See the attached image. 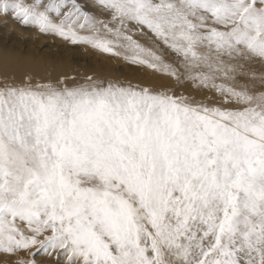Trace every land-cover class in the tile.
<instances>
[{"label":"snow or ice","instance_id":"6c2138e0","mask_svg":"<svg viewBox=\"0 0 264 264\" xmlns=\"http://www.w3.org/2000/svg\"><path fill=\"white\" fill-rule=\"evenodd\" d=\"M0 16L171 81L0 79V264H264V0Z\"/></svg>","mask_w":264,"mask_h":264},{"label":"rangeland","instance_id":"374dc122","mask_svg":"<svg viewBox=\"0 0 264 264\" xmlns=\"http://www.w3.org/2000/svg\"><path fill=\"white\" fill-rule=\"evenodd\" d=\"M1 46L12 48L15 51L31 49L38 53L46 52L50 55H56L60 58L68 59L70 64L77 67L76 69L78 70L87 69L92 71L100 67L105 68L107 64H110L112 66V74L121 73V70L139 74L143 71L140 65H134L123 57L111 56L87 45H73L55 36L42 34L34 28L21 26L11 18L6 19L4 16H0ZM129 65L130 67H128ZM145 69L147 80L150 84L158 86L171 83L164 74L154 72L148 68ZM38 258L45 259L43 256ZM49 264H55V260H50Z\"/></svg>","mask_w":264,"mask_h":264},{"label":"bare ground","instance_id":"6f19581e","mask_svg":"<svg viewBox=\"0 0 264 264\" xmlns=\"http://www.w3.org/2000/svg\"><path fill=\"white\" fill-rule=\"evenodd\" d=\"M10 47V46H9ZM20 47V46H19ZM16 49V48H15ZM65 57V56H64ZM50 55L46 52L38 53L35 50H12V48L0 47V79L8 78L16 82H22L26 77L31 76L36 80H56L62 76L83 78L88 75L100 77H119L133 82L150 84L147 80L146 67L141 66V73H131L121 70V73L112 74V66L107 64L105 68L94 70H78L68 59ZM127 64V63H126ZM128 65V64H127ZM130 67V65L128 66ZM139 74V75H138ZM2 259V257H0Z\"/></svg>","mask_w":264,"mask_h":264}]
</instances>
